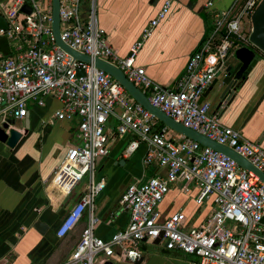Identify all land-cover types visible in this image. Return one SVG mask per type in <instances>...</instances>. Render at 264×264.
<instances>
[{
    "label": "built area",
    "instance_id": "1",
    "mask_svg": "<svg viewBox=\"0 0 264 264\" xmlns=\"http://www.w3.org/2000/svg\"><path fill=\"white\" fill-rule=\"evenodd\" d=\"M259 1L233 0L226 9L214 10L210 25L187 55L183 73L170 87L149 79L144 67L134 62L143 41L165 17L170 0H164L124 56L107 43L97 22L95 0H58L59 36L73 50L117 66L151 105L181 125L230 147L264 173L260 144L221 123L202 99L223 71L227 57L239 47H253L248 40L249 17ZM22 4L29 7L28 14L19 11ZM211 5L212 0L205 2L206 7ZM0 14L7 23L6 29H0V38L9 49L8 53L0 51V127L25 117L29 105L43 106L45 98L60 103L52 119H76L75 142L66 147L52 181L63 196L83 176L87 181L55 234L60 237L72 229L84 211L87 220L79 241L58 264L134 263L141 256L140 244L156 238L166 250L187 255L186 264H264V184L256 174L195 140L169 135L168 127L158 126L155 117L111 76L59 48L50 29L49 0L0 3ZM78 68L82 75H76ZM110 118L115 121L110 130L125 139L121 155L127 157L143 145V165L161 167L164 173L126 186L118 205L128 212L127 222L101 239L93 233L92 204L104 181L95 180L94 171L107 153ZM9 127L11 124L4 129L7 134ZM179 179L186 181L181 191L194 190L195 203L206 208L194 225H187L179 210L166 216L157 210L169 186Z\"/></svg>",
    "mask_w": 264,
    "mask_h": 264
},
{
    "label": "crops",
    "instance_id": "2",
    "mask_svg": "<svg viewBox=\"0 0 264 264\" xmlns=\"http://www.w3.org/2000/svg\"><path fill=\"white\" fill-rule=\"evenodd\" d=\"M10 1L0 0V3L9 4ZM95 1L98 25L107 43L120 56L127 54L130 45L140 38L142 30L164 2ZM206 1L170 0L165 17L155 25L135 56V64L144 67L149 79L170 87L183 73L187 55L210 25L208 21L212 19L214 10L226 9L233 0H212L210 7L205 6ZM261 65L245 83L239 98L231 107L224 111L221 107H214L210 112L216 113L221 123L231 128L239 130L240 125H243L239 130L241 136L258 142L264 149V133L261 131L264 122L259 123L258 117L264 100L258 107L259 112L254 111L249 115L252 105L264 89V73L260 71L264 63ZM218 86L209 87L202 94V99L212 105L213 99H217ZM59 107L60 103L51 98H45L43 106L29 105L26 116L19 119L20 123L11 125L21 132L16 147L9 150L0 144V264H58L79 241L81 230L86 224L87 214L84 211L72 229L60 237L55 234L61 219L84 189L83 186L73 198L67 200L73 190L63 196L52 181L53 172L66 147L75 142L76 119L66 121L51 118L52 112ZM107 127V153L97 161L94 171V179H103L104 187L92 204V216L95 219L93 233L101 239L109 238L127 222L128 212L118 205V199L126 186L148 176H161L164 173L161 167L143 165V145L131 155L123 157L121 150L125 139L118 138L110 130V124ZM69 138L72 140L70 143ZM185 183V180L179 179L171 184L157 210L161 216L179 210L187 225L197 214L190 223L194 225L205 215L206 208L203 207L198 213L202 205L195 203L194 190L187 193L181 191ZM36 220L47 226L41 233L33 228ZM148 243L159 247L150 250L142 242L137 263L105 261L110 264H186L187 255L166 250L158 242Z\"/></svg>",
    "mask_w": 264,
    "mask_h": 264
},
{
    "label": "water",
    "instance_id": "3",
    "mask_svg": "<svg viewBox=\"0 0 264 264\" xmlns=\"http://www.w3.org/2000/svg\"><path fill=\"white\" fill-rule=\"evenodd\" d=\"M50 1V29L52 36L54 38V43L68 53L73 59L79 60L81 62L90 63L111 76L116 80L122 88L127 92V94L133 98L135 102L144 107L152 116L155 117L157 121L167 126L168 128L174 130L175 132L188 137L192 140H195L199 144L209 147L227 157L232 159L239 165L241 168L250 170L256 174L259 180L264 184V173L254 167L250 162H248L241 155L236 153L230 147L221 144L215 140L208 138L207 136L187 128L180 123L176 122L165 113H163L157 107L151 105L146 99L145 94L136 87L130 80H128L122 71L115 65L99 59V58H90L86 54L79 53L68 45H66L59 36V20H58V0H49ZM19 11L25 14L30 12L29 7L26 4H22L19 8ZM250 21V32L248 34V40L253 45V48L249 47H239L233 52V62L225 65L223 71L215 78L211 84L214 86L218 84V94H217V103L215 109L221 107L223 111L229 106L231 107L234 102L240 96V91L244 88L245 83L251 78V76L256 72V70L262 66L261 63H264V0H260L257 5L254 7L253 11L249 17ZM7 23L4 17L0 14V29H6ZM255 51H258L259 57L255 55ZM261 73H264V67L261 68ZM83 70L81 68L76 69V75H82ZM201 100V99H199ZM264 100V89L261 92L260 96L252 105V108L249 112L251 115L254 111L259 112L258 107L260 103ZM248 115V116H249ZM259 123L264 122V106L258 114ZM8 124H13V120H9L6 123L2 124L0 127V144L6 146L7 148H13L16 143L21 139V132L12 126L8 128V134L4 131L7 128ZM241 127L243 125H240ZM240 127V128H241ZM26 128V127H25ZM239 128V130H240ZM264 133V123L262 130ZM144 180V179H143ZM46 225L36 220L33 223V228L39 233L43 229H46ZM144 239H142L143 241ZM153 244L158 242V239L151 241ZM139 262V259L136 263ZM103 264H110L108 261H105Z\"/></svg>",
    "mask_w": 264,
    "mask_h": 264
},
{
    "label": "rangeland",
    "instance_id": "4",
    "mask_svg": "<svg viewBox=\"0 0 264 264\" xmlns=\"http://www.w3.org/2000/svg\"><path fill=\"white\" fill-rule=\"evenodd\" d=\"M211 22V19H209V21H208V23H210ZM243 33H246V31H243ZM255 55L256 56H258L259 57V53H258V51H255ZM233 57L232 56H228L227 57V59L225 60V63H226V65L228 64V63H231L232 61H233V59H232ZM216 101H217V99H213V101L211 102L212 103V105L210 104L209 105V110L211 111L212 109H214V107H215V104H216ZM159 122V121H158ZM107 124L109 125L110 124V126L111 127H114V124H115V121H114V119H112V118H110L109 120H108V122H107ZM167 133L169 134V135H172L173 137H175V138H178V136H179V133H177V132H175L174 130H172V129H170V128H168L167 129ZM70 142H72V140H71V138H69V140H68V143H70ZM57 152H55V154H56ZM85 183H86V176H83L82 177V179L75 185V187H74V189H73V193H72V195L70 196V197H68L67 198V200H70L71 198H73L82 188H83V186L85 185ZM189 188H190V186H189ZM203 207L204 206H200L199 208H198V213H200L201 211H202V209H203ZM195 217H197V214L196 215H194L193 217H192V219H190L189 221H188V225H190V223L195 219ZM145 244H146V247H147V249H155V247H159V246H151V244L150 243H148V242H145ZM162 247H164L163 245H161Z\"/></svg>",
    "mask_w": 264,
    "mask_h": 264
},
{
    "label": "trees",
    "instance_id": "5",
    "mask_svg": "<svg viewBox=\"0 0 264 264\" xmlns=\"http://www.w3.org/2000/svg\"><path fill=\"white\" fill-rule=\"evenodd\" d=\"M0 51L2 53H8L9 49L8 46L3 38H0ZM158 126H162V123L157 122ZM142 245V244H141Z\"/></svg>",
    "mask_w": 264,
    "mask_h": 264
},
{
    "label": "flooded vegetation",
    "instance_id": "6",
    "mask_svg": "<svg viewBox=\"0 0 264 264\" xmlns=\"http://www.w3.org/2000/svg\"><path fill=\"white\" fill-rule=\"evenodd\" d=\"M253 48V47H252ZM254 49V48H253ZM264 58V57H263ZM16 123H20V120L19 121H17V120H13V124H11V125H14V124H16ZM20 141V140H19ZM18 141V142H19ZM18 142L16 143V145L18 144ZM16 145L13 147V148H15L16 147ZM13 148H9V150H12Z\"/></svg>",
    "mask_w": 264,
    "mask_h": 264
}]
</instances>
